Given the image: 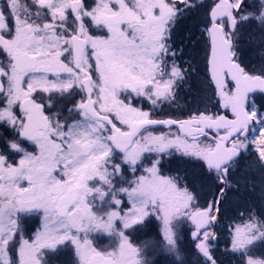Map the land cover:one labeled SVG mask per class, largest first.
I'll return each mask as SVG.
<instances>
[{
    "label": "snow or ice",
    "instance_id": "obj_1",
    "mask_svg": "<svg viewBox=\"0 0 264 264\" xmlns=\"http://www.w3.org/2000/svg\"><path fill=\"white\" fill-rule=\"evenodd\" d=\"M152 219L161 240L135 243ZM258 247L264 0H0V264H264Z\"/></svg>",
    "mask_w": 264,
    "mask_h": 264
},
{
    "label": "rangeland",
    "instance_id": "obj_2",
    "mask_svg": "<svg viewBox=\"0 0 264 264\" xmlns=\"http://www.w3.org/2000/svg\"><path fill=\"white\" fill-rule=\"evenodd\" d=\"M254 35L257 39L259 38L258 33L254 34ZM243 38L241 40V49L243 50V53L245 54V56H246V54L250 55L251 59L246 56V58L249 59L250 62L258 63V56L256 55V50L260 47V45L257 43H252V42L246 41ZM250 39H251V37H250ZM253 47L255 48V50ZM249 50L252 51L251 54L248 53ZM251 55H253V56H251ZM186 91L190 92L189 89H186ZM194 93H195V95L193 97H189V96L186 97V96H183L181 91H180L179 95L177 96V101H178L179 105L187 106V107L199 106L202 110L203 109V102H201L199 100V97L197 96V93L195 91H194ZM77 99H79V97H77ZM67 106L70 107V105H67ZM165 109L167 110V106H165ZM210 110L215 111V109H210ZM65 114H67V112H65ZM160 130H164V129H160ZM29 150H31V148ZM17 159H18V157H17ZM129 179H131V176H129ZM153 220H154L155 224H157L158 226L156 225V227L154 226V228L153 227L149 228L145 234L142 233V229H140L137 232L136 238L135 237L133 238L135 243L141 244L143 241L150 239V238H154L156 241L161 240V237L158 234L159 233V223L155 219H153ZM27 221L28 222L26 224V227L29 230L33 229V231H35V228H32V227H34V225L37 227L39 226V218L38 217H29V218H27ZM220 231H221V240L223 241L224 239H226V233L224 232L223 228H221ZM185 243H188V241L186 240ZM113 244H114V241L111 240L110 238H108L107 236H102V235L97 236V245L99 247H101V248L107 247L110 249L113 246ZM219 247L221 250H223L225 247L224 243H221L219 245ZM147 255L149 256V258L157 259V257L160 256V253H159V250L157 249V250L148 252ZM224 257H222L223 260H224ZM227 257L234 258L237 256L234 255V256H227ZM74 259L75 258L73 256L71 249H64V252L62 253V255L60 257V261H58L56 264H65L64 260L68 261L67 263H69V264H74ZM191 259H192V256L189 257L190 261H191ZM50 264H54V263H50ZM235 264H237V259H236Z\"/></svg>",
    "mask_w": 264,
    "mask_h": 264
},
{
    "label": "trees",
    "instance_id": "obj_3",
    "mask_svg": "<svg viewBox=\"0 0 264 264\" xmlns=\"http://www.w3.org/2000/svg\"><path fill=\"white\" fill-rule=\"evenodd\" d=\"M205 2H206V3H210V0H205ZM198 35H199V33H198ZM242 38H243V37H242ZM243 39L246 40V41H249V42H250V37H249L248 35H245ZM253 48H254V47H253ZM254 50H255V48H254ZM254 50H253V51H254ZM254 52H255V51H254ZM248 53L251 54L252 51L249 50ZM251 56H253V55H251ZM248 58L251 59L250 55H249ZM179 93H180V92H179ZM181 93H182L183 96H186V97H188V96H189V97H193V96L195 95L194 90H190V92H189V91H186V89H183V90H181ZM240 211L243 212V209L241 208ZM237 222H238V221H237ZM156 225H157V224H155L154 220L152 219L151 222L148 223V224L142 229V233L145 234L146 231H147L149 228H151V227L154 228V226L156 227ZM149 226H150V227H149ZM157 226H158V225H157ZM136 236H137V233L134 234V237H135V238H136ZM134 237H133V238H134ZM255 255H257V256H264V247H258L257 250H256ZM236 259L238 260V257L230 258V257L225 256V257H224V262H225L226 264H235V263H236Z\"/></svg>",
    "mask_w": 264,
    "mask_h": 264
},
{
    "label": "flooded vegetation",
    "instance_id": "obj_4",
    "mask_svg": "<svg viewBox=\"0 0 264 264\" xmlns=\"http://www.w3.org/2000/svg\"><path fill=\"white\" fill-rule=\"evenodd\" d=\"M29 230V229H28ZM29 234H31L30 230H29ZM64 252V249H61L58 253H56L55 255L49 254V259L51 262H53L54 260L57 261L60 260V257L62 255V253Z\"/></svg>",
    "mask_w": 264,
    "mask_h": 264
}]
</instances>
